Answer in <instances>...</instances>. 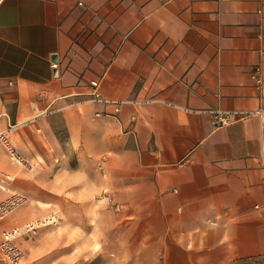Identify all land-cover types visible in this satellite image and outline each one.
<instances>
[{"label":"crops","instance_id":"obj_1","mask_svg":"<svg viewBox=\"0 0 264 264\" xmlns=\"http://www.w3.org/2000/svg\"><path fill=\"white\" fill-rule=\"evenodd\" d=\"M258 107L264 0H0V130L30 165L0 144V199L27 201L1 228L71 218L120 264L264 257V117L213 112Z\"/></svg>","mask_w":264,"mask_h":264},{"label":"rangeland","instance_id":"obj_2","mask_svg":"<svg viewBox=\"0 0 264 264\" xmlns=\"http://www.w3.org/2000/svg\"><path fill=\"white\" fill-rule=\"evenodd\" d=\"M5 152L9 155L6 150ZM116 204L118 203L114 207ZM15 216L12 214L9 221H13ZM7 217L8 215L0 220V231ZM46 219L48 218L26 220L39 222L34 232L19 240L26 264H120L119 249L111 246L106 249L99 247L96 234L87 231V223L74 225L71 218L57 226L56 221L46 222L47 225L40 223ZM238 264H264V257L243 258Z\"/></svg>","mask_w":264,"mask_h":264},{"label":"built area","instance_id":"obj_3","mask_svg":"<svg viewBox=\"0 0 264 264\" xmlns=\"http://www.w3.org/2000/svg\"><path fill=\"white\" fill-rule=\"evenodd\" d=\"M51 65L53 67L57 66V61H52ZM259 67H255V72L253 73L257 77V71ZM98 80H90V85L92 89L88 92L90 99L103 100L106 102H112L116 105V110L119 109V103L122 99L119 98H109L101 95L98 89ZM215 114V122L218 123H228L236 117H245L249 115H258L260 118L264 117V109H231V110H213ZM0 144L3 145L5 150L8 152L9 156L23 165L30 166L24 157L17 151L15 146L11 143L7 130H0ZM261 164L264 168V150L261 154ZM10 175L4 174L0 171V187L5 189L6 184L4 180L10 179ZM26 201V195L20 191H11L4 198L0 199V220L7 216L13 209L22 205ZM116 208L119 204H116ZM50 219V220H49ZM55 222V217H48L46 220L40 221L44 224L46 222ZM39 226V222L25 221L19 225H12L9 227H4L0 231V264H26L25 253L20 245L19 239L28 236L30 233L34 232L36 227Z\"/></svg>","mask_w":264,"mask_h":264},{"label":"bare ground","instance_id":"obj_4","mask_svg":"<svg viewBox=\"0 0 264 264\" xmlns=\"http://www.w3.org/2000/svg\"><path fill=\"white\" fill-rule=\"evenodd\" d=\"M50 220V219H49ZM46 222V221H45Z\"/></svg>","mask_w":264,"mask_h":264}]
</instances>
